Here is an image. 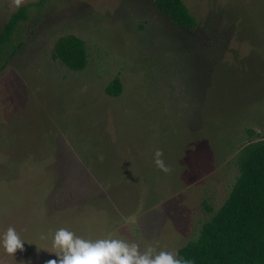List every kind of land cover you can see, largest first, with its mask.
<instances>
[{
  "label": "rangeland",
  "instance_id": "obj_1",
  "mask_svg": "<svg viewBox=\"0 0 264 264\" xmlns=\"http://www.w3.org/2000/svg\"><path fill=\"white\" fill-rule=\"evenodd\" d=\"M37 1L0 0V28ZM182 2L193 30L153 0H47L19 25L0 72V232L26 242L0 264H45L61 227L176 253L224 203L238 151L264 140V0ZM68 34L80 71L51 58Z\"/></svg>",
  "mask_w": 264,
  "mask_h": 264
},
{
  "label": "trees",
  "instance_id": "obj_2",
  "mask_svg": "<svg viewBox=\"0 0 264 264\" xmlns=\"http://www.w3.org/2000/svg\"><path fill=\"white\" fill-rule=\"evenodd\" d=\"M46 1L18 6L0 28V72L21 47L13 45L19 25ZM153 5L177 28L193 30L197 25L182 0H153ZM51 58L71 71L82 70L87 64L84 41L72 34L57 38ZM121 90L118 78L105 87L111 97ZM236 164L238 176L224 203L201 225L195 239L177 249L176 254L193 264H264V140L242 146Z\"/></svg>",
  "mask_w": 264,
  "mask_h": 264
},
{
  "label": "clouds",
  "instance_id": "obj_3",
  "mask_svg": "<svg viewBox=\"0 0 264 264\" xmlns=\"http://www.w3.org/2000/svg\"><path fill=\"white\" fill-rule=\"evenodd\" d=\"M161 157V150L156 149L153 162L167 173L170 169ZM25 242L11 226L0 232V249L9 256L22 251ZM51 247L55 250L54 258L46 260L45 264H193L190 258L171 251H154L151 245L142 248L135 241L114 237L85 238L63 227L52 233Z\"/></svg>",
  "mask_w": 264,
  "mask_h": 264
},
{
  "label": "crops",
  "instance_id": "obj_4",
  "mask_svg": "<svg viewBox=\"0 0 264 264\" xmlns=\"http://www.w3.org/2000/svg\"><path fill=\"white\" fill-rule=\"evenodd\" d=\"M18 178H19V177H18ZM19 179H20V178H19ZM27 180H28V179H27ZM28 181H29V180H28ZM21 183H23V182L21 181ZM21 183H20V184H21ZM17 187H18V185L15 186V189H14L15 191H16ZM87 192H88L87 194H88L89 196H96V192H97V190L94 189L93 192H91V193H90V191H87ZM94 194H95V195H94ZM85 208H86V207H85ZM83 210H85V209L82 208V207H80V211H83ZM96 230H97V229H95L93 232L95 233Z\"/></svg>",
  "mask_w": 264,
  "mask_h": 264
}]
</instances>
